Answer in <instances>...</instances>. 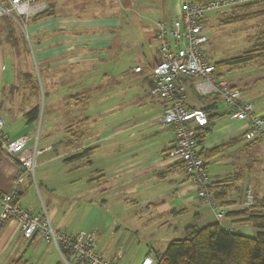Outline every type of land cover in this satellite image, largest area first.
<instances>
[{
    "label": "crops",
    "instance_id": "0c3cea01",
    "mask_svg": "<svg viewBox=\"0 0 264 264\" xmlns=\"http://www.w3.org/2000/svg\"><path fill=\"white\" fill-rule=\"evenodd\" d=\"M186 1L125 0L110 15H101L87 2L55 0L53 9L60 10L67 4L79 8L60 16L54 14L49 17L51 23L48 18L31 19L27 30L38 38L33 46L37 59L41 69L52 74L49 96L56 110L48 120L60 128V133L54 134L48 124L42 140L41 133L35 139L38 120L28 122L25 116L33 108L28 107L29 97L38 99L37 94L32 90L29 97L14 99L15 111L8 100L4 101L5 90L16 86L18 74L4 67L7 55L0 46V117L5 122L4 131L12 139L27 137L28 146L37 144L41 150L35 182L24 175L25 181L19 187L20 204L32 214L46 211L56 229L71 233L95 231L98 254L119 259L122 264H141L146 257L154 264L169 243L185 237L191 226L219 222L245 236H254L258 231L228 215L220 220L217 212L201 202L183 164L168 155L174 134L162 122L161 105L155 109L146 105L145 109L139 108V115L120 117L123 125L114 134H104L96 122L98 115L91 112L107 97L92 73H99L102 79L124 73L120 62L129 39L150 44L151 39L155 40V20L172 22L180 18ZM97 6L104 9L105 3ZM56 30L59 32L49 34ZM92 46L95 53L89 51ZM158 60L159 55L148 63L149 68ZM91 61L96 62L95 69L86 66ZM137 67L140 65L132 71H143H136ZM25 68L31 69L28 64ZM232 82L264 116V65L251 67ZM145 100V104L152 103ZM149 110L152 112L147 113ZM211 126L200 143L202 152L224 146L221 152L205 159L212 182L219 184L226 202L221 206L226 214L235 213L249 208L250 200L252 204L255 200L264 211V188L253 196L243 180L253 168V158L258 162L256 171L264 175V145L259 139H247L249 123L232 120L226 110L219 112ZM86 150L90 151L85 157L70 159ZM250 150L253 155L242 158ZM23 174L21 164L0 147V193L11 191L14 181ZM45 240L39 234L25 237L18 221H7L0 227V264H67L56 246Z\"/></svg>",
    "mask_w": 264,
    "mask_h": 264
},
{
    "label": "built area",
    "instance_id": "2783aa9c",
    "mask_svg": "<svg viewBox=\"0 0 264 264\" xmlns=\"http://www.w3.org/2000/svg\"><path fill=\"white\" fill-rule=\"evenodd\" d=\"M251 1L258 0H206L204 3L188 0L183 5L180 18L172 22L163 19L155 22L160 59L148 76L151 83L149 94L158 95L166 103L162 122L169 125L174 134L168 155L183 164L190 181L196 186L199 199L217 212L220 220L226 217V212L210 190L212 179L206 160L201 155L197 133L198 128L208 125V114L201 108H190L186 102V92L191 86L201 97L219 95L232 120L249 123L247 139H264V116L256 111L254 101L244 99L235 83L217 74L215 64L203 49L208 41L205 33L208 13ZM48 7L47 0H0V18L8 17L26 30L27 22ZM140 69L136 68L137 71ZM4 126L5 122L0 117V147L21 164L24 174L14 181L11 191L0 193V227L9 220L18 221L25 237L34 234L43 236L56 246L67 264H122L119 259H108L98 254L95 231L71 233L56 229L46 211L41 215L32 214L22 207L18 200L19 187L25 180V174L31 175L35 182L37 158L41 150L37 144L28 146L25 136L12 139L4 131ZM229 231L235 232L234 229ZM141 264H153V259L146 257Z\"/></svg>",
    "mask_w": 264,
    "mask_h": 264
},
{
    "label": "rangeland",
    "instance_id": "374dc122",
    "mask_svg": "<svg viewBox=\"0 0 264 264\" xmlns=\"http://www.w3.org/2000/svg\"><path fill=\"white\" fill-rule=\"evenodd\" d=\"M54 2L55 0H51V17H53L54 14L56 16L68 14L70 9L79 8L76 4L81 2L93 4V6L97 7V14L110 15L116 10V7L120 4L122 5L125 0H77L76 4H67L60 10L53 9ZM100 3H105L104 9L97 6L100 5ZM48 19L49 23L53 21L52 18ZM157 20H155V22ZM55 32H59V30L49 32V34L53 35ZM205 33L208 36V41L204 44L203 49L210 61L213 62H219L220 60L237 56L252 48L260 47L264 42V0L251 1L235 5L231 8H220L210 11L205 20ZM37 39L36 35H33L27 30V26L25 30L22 29L16 21L8 17L0 18V46L2 50H6L5 53L7 55L4 57V67L7 66L11 71L13 70V73L15 70L18 74L16 86L11 85L5 90L4 101L6 102L8 100L9 104H11L10 108H13L15 111L16 107L13 104L14 99L23 97V95L29 97V93L32 92V90L37 94L38 99L37 97H29L30 102L28 107H34L36 105L40 107V117L35 130V139L41 133L42 140L46 134L45 129H47L48 124L52 125L50 128H52V130L54 129V134H59L60 128L48 120L50 115L56 110L55 104L51 102V97L49 96L52 90V74L41 69V64L37 59L36 49L33 47ZM137 48L140 50L139 52L136 51L138 50ZM157 50V40L151 39L150 44L142 40L138 44L137 40L130 38L125 48V54L121 56L123 59L120 65L122 64L121 68L124 69V73H113L105 79H102L99 73H92L93 80L99 81L98 86L101 88V91L107 94L103 104L98 106L94 105L92 111L89 108V111L98 115L96 117V122L101 129L103 128L104 134H114L120 126L123 125V122H120L118 119L132 114L139 115L138 111H140V107L145 109L146 105H149L148 108L152 107V109H155L157 106L161 105L162 109L165 108L166 103L163 99L158 95L148 94L151 91V85H148V76L156 61L152 64L151 69L148 63L157 57ZM89 51L95 53L94 46H92ZM14 63L15 65L17 64L16 68H13ZM25 64L30 65L31 69L26 70ZM250 64L249 66H243L233 70L223 68L222 70L220 69V71H223L224 77L232 82L236 77L246 74L251 67L261 68V66L264 65V59H259ZM137 65H140L141 68L138 71L143 70L142 72L137 73L132 71V68ZM86 66L95 69L96 62H86ZM8 73L10 72L6 74ZM89 75L90 74H87L86 77ZM25 86H29L28 90H26ZM146 90V95L142 94ZM186 94L187 103L196 104L200 107L208 106L213 101L212 98H202L197 95L191 86L187 89ZM145 98L150 99L152 103L145 104ZM132 103L139 106L133 105ZM225 110V105L222 101H219L217 111L223 112ZM151 112L152 110L147 111V113ZM259 140L261 144L264 145V139ZM254 145H258L257 142H255ZM251 155H253V151L250 150L246 155L243 153L242 158L243 156L249 158ZM253 160V168L248 170L243 180L245 183L247 182L246 188L255 196L264 188V175L256 171L258 162L254 158L250 159V163L252 164ZM37 167L36 171L39 169V166ZM237 172L236 170L235 173ZM25 175H28L31 181H33L31 175ZM24 178H26V176H24ZM256 179L257 182L255 185L254 181Z\"/></svg>",
    "mask_w": 264,
    "mask_h": 264
},
{
    "label": "trees",
    "instance_id": "16d2710c",
    "mask_svg": "<svg viewBox=\"0 0 264 264\" xmlns=\"http://www.w3.org/2000/svg\"><path fill=\"white\" fill-rule=\"evenodd\" d=\"M47 1H49L48 9L36 15L33 20H44L52 16V11H50L51 0ZM205 1L202 0L197 3H204ZM155 40H157L156 34ZM259 59H264V42L260 47L252 48L237 56L220 60L219 62H211L215 64L218 71L217 74L220 77H224V73L220 69L226 68L232 70L241 68V66ZM202 98H212L213 101L208 106L200 107L208 114L209 118L208 125L200 127L197 130L200 142L211 131L212 122L219 117L217 108L221 100L219 95L205 96ZM188 106L192 109L197 108L190 104ZM25 116L28 122L38 120L40 117V107L35 106L29 109L25 113ZM223 148L224 146H220L208 152H201V155L205 159H208L221 152ZM89 151L86 150L82 154H77L70 159L85 157ZM218 185V183L212 182L210 190L214 192L220 204H226ZM253 203L255 205L251 204L249 208L239 212L228 213L226 217L228 215L240 224L252 225L258 230L254 237L245 236L237 230L232 233L229 231L231 228L224 227L219 222L211 223L203 227L191 226L187 229L185 237L174 239L169 243L164 254L157 257L154 264H264V211L261 210V205H256L255 200H253ZM65 254L67 256L69 255L67 251H65Z\"/></svg>",
    "mask_w": 264,
    "mask_h": 264
}]
</instances>
